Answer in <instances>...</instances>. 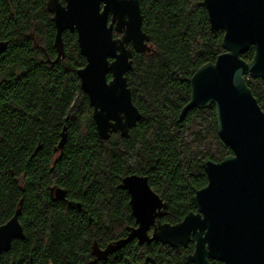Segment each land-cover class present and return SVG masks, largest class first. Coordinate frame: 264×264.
Instances as JSON below:
<instances>
[{"label":"trees","instance_id":"trees-1","mask_svg":"<svg viewBox=\"0 0 264 264\" xmlns=\"http://www.w3.org/2000/svg\"><path fill=\"white\" fill-rule=\"evenodd\" d=\"M48 1L0 0V42H8L0 55V226L21 209L24 229L0 264H187L194 240L187 247L134 240L105 260L93 246L104 249L136 226L119 187L127 175L148 177L167 204L162 223L174 225L196 211L195 192L208 184L203 162L232 154L214 105L180 120L193 74L224 52V31L212 28L204 0H139L153 51H134L127 77L142 117L128 136L101 139L78 76L87 61L77 34H63L58 59ZM254 55L251 47L242 58ZM247 83L264 111V81ZM54 186L65 200L52 199Z\"/></svg>","mask_w":264,"mask_h":264},{"label":"water","instance_id":"water-1","mask_svg":"<svg viewBox=\"0 0 264 264\" xmlns=\"http://www.w3.org/2000/svg\"><path fill=\"white\" fill-rule=\"evenodd\" d=\"M204 3L212 28L224 31V52L193 74L190 99L180 120L193 109L214 105L219 136L232 154L222 162H203L208 184L195 192L196 211L174 225L162 223L167 204L148 177H124L119 187L130 196L136 226L104 249L94 244L99 260L134 240L140 245L156 241L171 247H187L194 240L195 250L187 264H264V111L247 83L248 77L264 81V0ZM47 7L56 27L58 59L65 54L63 34H77L87 61L78 76L100 138L117 132L128 136L142 117L128 85L133 54L153 51L150 36L143 31L140 1L49 0ZM251 47L255 55L248 62L242 55ZM7 48L8 42H0V55ZM67 138L64 127L57 150L64 149ZM51 196L54 201L65 200L66 191L54 186ZM21 213L18 209L0 226V257L14 240L24 238Z\"/></svg>","mask_w":264,"mask_h":264}]
</instances>
